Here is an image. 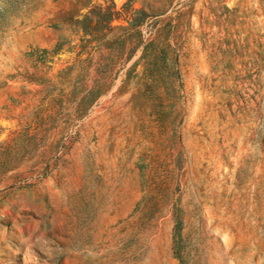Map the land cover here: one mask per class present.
<instances>
[{"label":"rangeland","instance_id":"1","mask_svg":"<svg viewBox=\"0 0 264 264\" xmlns=\"http://www.w3.org/2000/svg\"><path fill=\"white\" fill-rule=\"evenodd\" d=\"M0 264H264V0H0Z\"/></svg>","mask_w":264,"mask_h":264}]
</instances>
